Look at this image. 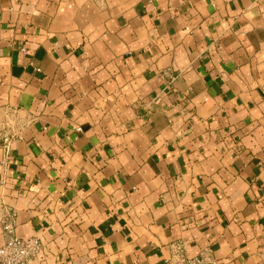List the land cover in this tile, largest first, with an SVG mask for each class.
<instances>
[{
	"label": "crops",
	"instance_id": "1",
	"mask_svg": "<svg viewBox=\"0 0 264 264\" xmlns=\"http://www.w3.org/2000/svg\"><path fill=\"white\" fill-rule=\"evenodd\" d=\"M2 207L30 264H264V0H0Z\"/></svg>",
	"mask_w": 264,
	"mask_h": 264
},
{
	"label": "built area",
	"instance_id": "2",
	"mask_svg": "<svg viewBox=\"0 0 264 264\" xmlns=\"http://www.w3.org/2000/svg\"><path fill=\"white\" fill-rule=\"evenodd\" d=\"M7 160H3L5 165ZM3 219V230L6 237L5 243L0 247V264H30L40 255L43 243L39 236L21 237L17 235L16 215L13 210L7 207L0 209ZM182 246L175 258V264H219L213 250L210 247L204 248L195 256H188Z\"/></svg>",
	"mask_w": 264,
	"mask_h": 264
}]
</instances>
